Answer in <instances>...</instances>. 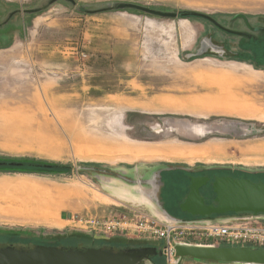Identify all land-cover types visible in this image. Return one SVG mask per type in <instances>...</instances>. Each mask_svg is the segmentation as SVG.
Segmentation results:
<instances>
[{
	"label": "rangeland",
	"instance_id": "374dc122",
	"mask_svg": "<svg viewBox=\"0 0 264 264\" xmlns=\"http://www.w3.org/2000/svg\"><path fill=\"white\" fill-rule=\"evenodd\" d=\"M125 2L178 15L120 6ZM182 11L240 27L242 20L233 22V16L261 21L264 0H0V161L60 165L0 167V194L13 196L14 207L22 208H0V246L57 243L118 250L154 245L160 250L156 239L104 237L60 215L133 204L162 218L189 219L194 215L179 209L188 171L161 176L158 167L166 164L264 180L263 88L254 96L251 111L258 110L251 118L195 119L211 130L202 135L201 125L186 129L181 116L148 113L137 102L171 86L173 73L183 69L179 60L221 56L264 69L262 50L255 54L244 38L208 19L180 16ZM192 30L195 37L189 39ZM191 129L198 136L189 135ZM207 192L211 199V189ZM23 216L37 221L6 222ZM152 260L168 264L162 254ZM208 263L183 257L176 264Z\"/></svg>",
	"mask_w": 264,
	"mask_h": 264
},
{
	"label": "water",
	"instance_id": "95a60500",
	"mask_svg": "<svg viewBox=\"0 0 264 264\" xmlns=\"http://www.w3.org/2000/svg\"><path fill=\"white\" fill-rule=\"evenodd\" d=\"M54 1V0H51ZM73 1V0H69ZM162 17H175L173 11H161L143 5L125 2L120 4ZM33 11V10H28ZM206 18L227 32L237 33L218 24L214 18L198 11H182L180 16ZM242 15V14H240ZM20 165L17 161H0V165ZM208 176H191L189 190L179 208L191 215L212 216L226 213L264 214V180L253 181L245 177L217 175L210 182L214 194L212 203H204L199 188L207 183ZM156 254H164L154 245L124 247L112 250L106 247H71L37 243L31 248H18L8 244L0 246V264H139ZM173 254L181 260L190 257L201 261L234 264H264V248L241 246H216L210 244L177 243Z\"/></svg>",
	"mask_w": 264,
	"mask_h": 264
},
{
	"label": "crops",
	"instance_id": "0c3cea01",
	"mask_svg": "<svg viewBox=\"0 0 264 264\" xmlns=\"http://www.w3.org/2000/svg\"><path fill=\"white\" fill-rule=\"evenodd\" d=\"M188 36L189 39L195 37L193 30ZM204 58L208 62H201V59ZM179 62L183 69L173 73L174 76L169 81L171 86L164 85L163 91L152 93L145 98H138L137 102L147 108L146 112L181 116L182 127H187L186 129L195 124L201 125L203 130L199 131V135L206 134L211 130L208 126H204L205 123L195 122V119L206 120L211 117L246 119L251 118L254 115L252 113L256 114L258 109L256 108L255 112L251 111V106L252 101L256 102L254 96L258 95L260 89H264V69L254 67L246 59H230L221 56H201L186 61L179 60ZM113 94L116 92L110 93V95ZM189 132V135L198 136V133L192 129ZM187 167L166 164V166L158 167L160 168L158 171L162 176L164 172L169 174L176 170L181 172L190 170ZM164 183L162 182L163 185ZM0 200V202L6 203L4 206L0 204V208L5 207L10 211L22 209L14 207L15 202L11 195L0 194ZM9 200L11 202H8ZM67 215H60V219L66 220ZM27 217H19L20 221L6 222L37 221L28 220ZM50 221L52 220L44 222ZM205 262H209L208 264H234Z\"/></svg>",
	"mask_w": 264,
	"mask_h": 264
},
{
	"label": "built area",
	"instance_id": "2783aa9c",
	"mask_svg": "<svg viewBox=\"0 0 264 264\" xmlns=\"http://www.w3.org/2000/svg\"><path fill=\"white\" fill-rule=\"evenodd\" d=\"M100 213H70L66 218L79 229L100 236H128L156 239L168 264L179 258L173 254L177 243L264 248V214L226 213L193 216L189 219L159 217L133 204ZM121 208V209H119Z\"/></svg>",
	"mask_w": 264,
	"mask_h": 264
},
{
	"label": "flooded vegetation",
	"instance_id": "af4514ba",
	"mask_svg": "<svg viewBox=\"0 0 264 264\" xmlns=\"http://www.w3.org/2000/svg\"><path fill=\"white\" fill-rule=\"evenodd\" d=\"M12 14H11V16H12ZM259 18H261V21L259 20L257 23L256 22L253 23L247 15H236V16H233L232 21L234 22L237 19H241L243 22V26L236 27L233 24L232 27H227V26L222 25L224 28H228L232 31H236L237 33L227 32L224 29L220 28L219 25L215 24L212 21L211 22L226 33L234 34L235 36H238V37L240 36V37L244 38V40H246V42H247V45L249 43L248 46H249V48H250L249 50L251 52L256 54L257 52L262 50L263 52L260 54V59L264 60V57H263L264 56V16H258V19ZM9 20H10V18L7 20V22ZM261 47H262V49H261ZM252 55L254 56V54H252ZM208 169H210V168H208ZM208 169L206 170V172L205 171L200 172L199 170L190 169L191 171L188 170V172L186 174V176H188L187 177L188 178L187 192L189 190V182H190L191 176H208L209 177V180L207 181V183L199 188L200 195L202 196L204 203H207V204L212 203L214 201V194H213L211 199L210 198L208 199V197H207V193H208L207 188H208V190L211 189L210 182H211L212 178L217 176V175H227V174L217 173L218 171H214V169L213 170L212 169L208 170ZM184 197H185V195H184ZM182 212L188 213L186 211H182ZM188 214H190V213H188Z\"/></svg>",
	"mask_w": 264,
	"mask_h": 264
},
{
	"label": "trees",
	"instance_id": "16d2710c",
	"mask_svg": "<svg viewBox=\"0 0 264 264\" xmlns=\"http://www.w3.org/2000/svg\"><path fill=\"white\" fill-rule=\"evenodd\" d=\"M191 16V15H190ZM189 17V16H188ZM8 161H15V160H8ZM17 162H20L21 164L20 165H9V164H5V165H8L10 167H15V168H19V169H24V170H37L39 168H53V167H59L60 165L58 164H49V163H45V162H41V161H38V160H17ZM0 167H3V165H0ZM218 173H226L227 175H231V176H234V177H245V176H237L236 174L232 173V174H228L227 172H224V171H221V172H218ZM248 178V177H246ZM251 180H253L252 178H250ZM1 239L4 238V237H0ZM64 240H75L73 239V237H64L63 238ZM42 244H45V243H42ZM54 245H59V246H63L61 244H55L53 243ZM153 257V256H152ZM152 257L149 259L150 261H152L153 264H155L152 260Z\"/></svg>",
	"mask_w": 264,
	"mask_h": 264
},
{
	"label": "bare ground",
	"instance_id": "6f19581e",
	"mask_svg": "<svg viewBox=\"0 0 264 264\" xmlns=\"http://www.w3.org/2000/svg\"><path fill=\"white\" fill-rule=\"evenodd\" d=\"M8 202H11L10 200L8 201ZM4 214H9V213H5V212H3Z\"/></svg>",
	"mask_w": 264,
	"mask_h": 264
}]
</instances>
